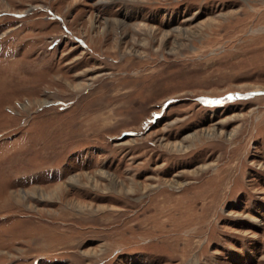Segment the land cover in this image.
<instances>
[{"label": "rangeland", "instance_id": "1", "mask_svg": "<svg viewBox=\"0 0 264 264\" xmlns=\"http://www.w3.org/2000/svg\"><path fill=\"white\" fill-rule=\"evenodd\" d=\"M0 264H264V0H0Z\"/></svg>", "mask_w": 264, "mask_h": 264}, {"label": "bare ground", "instance_id": "2", "mask_svg": "<svg viewBox=\"0 0 264 264\" xmlns=\"http://www.w3.org/2000/svg\"><path fill=\"white\" fill-rule=\"evenodd\" d=\"M32 194H35V192H33ZM22 198V197H21Z\"/></svg>", "mask_w": 264, "mask_h": 264}]
</instances>
